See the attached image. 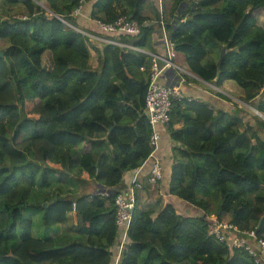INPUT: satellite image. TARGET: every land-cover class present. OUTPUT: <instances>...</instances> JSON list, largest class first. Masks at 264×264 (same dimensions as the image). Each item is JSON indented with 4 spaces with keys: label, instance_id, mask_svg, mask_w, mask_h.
I'll use <instances>...</instances> for the list:
<instances>
[{
    "label": "trees",
    "instance_id": "obj_1",
    "mask_svg": "<svg viewBox=\"0 0 264 264\" xmlns=\"http://www.w3.org/2000/svg\"><path fill=\"white\" fill-rule=\"evenodd\" d=\"M85 1L90 19L136 21L139 33L116 36L148 46L158 24L144 25L147 0H46L53 15L33 0H2L0 264H111L106 248L119 238V191L102 197L88 190L92 183L116 186L152 152L144 104L152 57L110 43L95 47L69 27L65 22L76 27L71 13ZM162 1L170 2L166 28L176 57L203 81H234L241 100L263 116H251L254 123L244 127L238 115L204 101H172L166 126L179 146L167 197L158 209H144L143 183L135 190L117 264H254L208 227L224 221L240 237L254 229L264 239V219L257 227L264 215V25L257 24L264 0ZM17 4L23 17L11 14ZM68 212L80 217V226L62 234ZM37 215L43 232L36 236ZM95 236L106 237L105 244Z\"/></svg>",
    "mask_w": 264,
    "mask_h": 264
},
{
    "label": "crops",
    "instance_id": "obj_2",
    "mask_svg": "<svg viewBox=\"0 0 264 264\" xmlns=\"http://www.w3.org/2000/svg\"><path fill=\"white\" fill-rule=\"evenodd\" d=\"M163 4L165 6V19H168V8L167 4L169 5V1H163ZM83 8L81 11V14L76 17V22L78 28L83 30L85 33L89 34L93 40H95V47H102L103 45L107 44L106 40H112L110 36H114L113 41L122 43L119 41V38L116 35L112 34H105L101 31V29L97 26V24L94 22L93 19H90L89 11L91 8V2H84ZM147 8L145 9L144 13L146 16L149 17V20L146 21L148 24H155V21H157L155 18H152L153 14L157 13V3L156 0H151L147 2ZM185 9V4L183 3L178 8L177 12H181ZM171 21V19L169 20ZM160 33L158 30V26L153 31L152 36L150 38V42L148 43V46L146 48H143L144 51H146L149 56H155L160 55L162 56L164 54L163 47L160 40ZM126 44V43H123ZM131 45V44H129ZM91 57L95 55V60L92 65L91 59L90 64L95 67L97 65V55L95 50H90ZM152 61V60H151ZM175 64L179 66L181 69L185 68L188 70V67L186 63L184 62L183 58L181 56H177L175 58ZM181 72L185 73L184 71H179L177 69L169 68L164 69L159 77L158 82L160 84L164 85H170V86H176L179 87V89L182 91L183 94H185L188 97L193 98V100L198 101H204L208 103L211 108L216 110H223L225 112L236 114L241 118L243 126L248 125V108L242 107L237 103V100H239L243 105V101L241 100V96L243 94L242 89L232 80H226L221 85L224 89H229L233 91L236 87L239 88V92L236 95H225L220 90L213 87V89L208 88L206 85L208 84L206 81L201 80L199 77L194 75L193 73H185L181 74ZM207 83V84H206ZM219 86L218 88H221ZM212 90V91H211ZM234 94V93H233ZM232 96H237L238 98H233ZM237 99V100H234ZM248 103V102H247ZM216 113V112H214ZM263 116L262 114H260ZM249 122L252 124L254 123V120L251 118ZM263 118V117H262ZM264 119V118H263ZM176 128L179 126L176 125ZM157 131L159 134V142L158 147L155 150L153 156H149L148 159L144 162V164L136 169L128 170L126 171L123 176L122 180L119 184L116 186H104L100 183H92L90 185V188L88 191L91 193H94L96 195H100L102 197L111 196L114 193L126 189L128 186L131 185V183L134 180H138L143 183L144 187L143 189L139 190L138 196L140 205L142 208L147 209L149 207H153L154 209H158L161 203L163 202L164 198L167 197L168 187H169V169L174 161V151L179 146L176 142H174L170 137V132L167 129L166 125H158ZM154 159H157L161 162L162 165V178L157 186H149L146 183V179L150 173V169L152 166V162ZM183 207L185 205L182 204ZM190 209L195 210L193 207H185L187 210ZM39 224V215L36 216L35 222L36 227L33 230L34 235H39L42 231V228L37 224ZM80 226V217L76 215L74 212H68L67 213V220L60 225V230L62 231V234L64 233H74ZM41 235V234H40ZM96 241H99L102 244H105L106 237H97L95 236ZM107 251L110 254L111 257V264H116L119 258V255L121 253V250L119 249V238H116L113 244H109L107 246Z\"/></svg>",
    "mask_w": 264,
    "mask_h": 264
},
{
    "label": "built area",
    "instance_id": "obj_3",
    "mask_svg": "<svg viewBox=\"0 0 264 264\" xmlns=\"http://www.w3.org/2000/svg\"><path fill=\"white\" fill-rule=\"evenodd\" d=\"M158 9V30L160 33V40L163 47L164 54L162 56L155 55L152 57L150 65V77L147 85L144 104L147 114L148 122L151 126L152 133L150 135V145L153 156L158 147L159 134L157 131L158 125H166L170 120L171 103L174 100L187 99L189 101L193 98L186 96L182 93L179 87L160 84L158 77L164 69H177L183 71L175 64L176 50L174 43L170 40L166 28L165 9L162 0H157ZM82 5L75 8L71 15L78 17L81 14ZM97 26L103 33L118 35L125 33L128 35H135L140 31V25L134 20H127L125 17H120L112 23H104L100 20L93 19ZM69 27L74 28L65 22ZM144 25H150L148 23ZM78 31L77 29H75ZM84 35L89 34L78 31ZM107 43L115 44L120 47L128 48L144 54H148L143 48L115 42L113 40H106ZM162 178V165L157 159H154L150 169V173L146 179L147 183L151 186H157ZM142 187V184L137 179L134 180L126 189L119 191L114 200L115 207V224L119 233V249L122 250L127 242V231L132 220V213L136 203L135 190ZM75 210V205H73ZM208 232L218 240L223 241L226 237L233 247L243 248L248 255L252 258L254 264H264V239L259 238L254 229L242 231L243 237L239 236L240 231L232 223L224 221L213 220L208 227ZM119 259V258H118Z\"/></svg>",
    "mask_w": 264,
    "mask_h": 264
},
{
    "label": "rangeland",
    "instance_id": "obj_4",
    "mask_svg": "<svg viewBox=\"0 0 264 264\" xmlns=\"http://www.w3.org/2000/svg\"><path fill=\"white\" fill-rule=\"evenodd\" d=\"M22 1V0H21ZM34 1V3H36L42 10H44L48 15H53V13H52V11L48 8V3L46 2V0H33ZM149 1H151V0H147V2H149ZM85 2H88V1H85ZM83 3L84 2H82V8H83ZM89 3V2H88ZM164 5V4H163ZM167 6V8L169 9V5L167 4L166 5ZM12 7V6H11ZM2 9H4V7H3V5H2V0H0V10H2ZM164 9H165V6H164ZM26 13V10H25V8L22 6V4H17L16 5V7H13L12 8V10H11V14H13V16L14 15H16V16H20V17H23L24 15L23 14H25ZM88 13H90V11L88 12ZM152 18H155V14H153V16H151ZM257 18H258V21H257V24L258 25H264V14H259L258 16H257ZM69 24V23H68ZM69 25H71V24H69ZM71 26H73V25H71ZM74 29H77L78 31H82V32H84L83 30H81L80 28H78V26L76 25V27L74 26ZM5 46V43L4 42H2V41H0V47L2 48V47H4ZM95 55H93L92 57H91V63H92V65H93V63H94V60H95ZM182 70L187 74V73H190L191 74V72L189 71V70H187V69H183L182 68ZM185 73H183V72H181V74H185ZM185 74V75H186ZM208 83V84H207ZM206 84V86L208 87V88H212L213 89V87H217L214 83H212V82H207ZM223 84V83H222ZM221 84V85H222ZM219 87V86H218ZM216 88V89H218V90H220V92H222L223 94H225V95H236L240 90H239V88H236V87H232V88H234L233 89V91H231V90H229V89H224V88H222V86H221V88ZM212 91V90H211ZM234 93V94H233ZM233 98H238L237 96H232ZM234 100H237V99H234ZM244 103V102H243ZM236 104H239V105H241L243 108L244 107H247L248 108V120L250 119V115H259L260 116V114L257 112V110L250 104V103H244V105L239 101V100H237V103ZM183 208H181V210H182ZM38 221V220H37ZM34 232H33V229H32V234H33ZM117 264V263H116Z\"/></svg>",
    "mask_w": 264,
    "mask_h": 264
},
{
    "label": "water",
    "instance_id": "obj_5",
    "mask_svg": "<svg viewBox=\"0 0 264 264\" xmlns=\"http://www.w3.org/2000/svg\"><path fill=\"white\" fill-rule=\"evenodd\" d=\"M1 56H2V52H0V57H1ZM263 118H264V117H263ZM263 219H264V215L261 217V219H260V221H259L257 227H259V226L261 225Z\"/></svg>",
    "mask_w": 264,
    "mask_h": 264
}]
</instances>
